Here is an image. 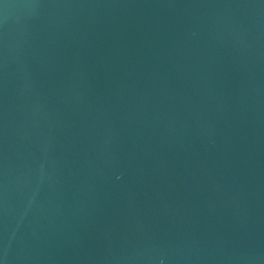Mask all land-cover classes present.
<instances>
[{"label":"water","instance_id":"obj_1","mask_svg":"<svg viewBox=\"0 0 264 264\" xmlns=\"http://www.w3.org/2000/svg\"><path fill=\"white\" fill-rule=\"evenodd\" d=\"M0 264H264V0H0Z\"/></svg>","mask_w":264,"mask_h":264}]
</instances>
